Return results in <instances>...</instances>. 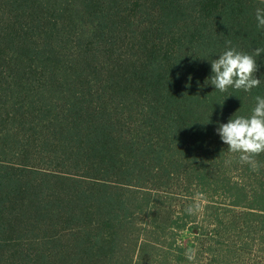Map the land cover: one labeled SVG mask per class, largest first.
<instances>
[{"label":"trees","instance_id":"obj_1","mask_svg":"<svg viewBox=\"0 0 264 264\" xmlns=\"http://www.w3.org/2000/svg\"><path fill=\"white\" fill-rule=\"evenodd\" d=\"M258 7L0 0V264H137L142 224L167 217L153 193L220 163L264 176L216 132L264 97V53L250 93L209 81L224 51L264 48ZM211 240L189 248L196 261Z\"/></svg>","mask_w":264,"mask_h":264},{"label":"rangeland","instance_id":"obj_2","mask_svg":"<svg viewBox=\"0 0 264 264\" xmlns=\"http://www.w3.org/2000/svg\"><path fill=\"white\" fill-rule=\"evenodd\" d=\"M218 165L203 182L184 180L176 192L165 187L153 193L152 204L167 217L142 224L137 264H190L185 255L179 259L177 249L199 247L200 239L212 240L194 264H264V176L256 179L240 166ZM195 205L199 210L189 214ZM150 220L146 216L144 222Z\"/></svg>","mask_w":264,"mask_h":264},{"label":"clouds","instance_id":"obj_3","mask_svg":"<svg viewBox=\"0 0 264 264\" xmlns=\"http://www.w3.org/2000/svg\"><path fill=\"white\" fill-rule=\"evenodd\" d=\"M255 19L257 27L264 29V8H256ZM262 53L264 48H256L252 54L229 48L220 54L218 59L212 60L210 84L221 93L230 88L250 93L261 84V79L256 77L258 65L255 57L261 56ZM255 99L256 105L250 116L232 117L227 123L220 124L216 132L230 154L237 156L241 164H247L254 172H258L264 167L257 159L264 154V97L257 96ZM198 210L199 205H195L186 211L194 214ZM185 256L192 262L196 258V251L189 250Z\"/></svg>","mask_w":264,"mask_h":264}]
</instances>
